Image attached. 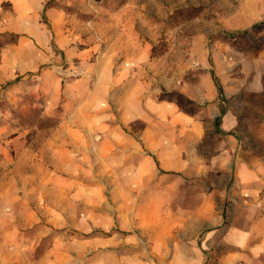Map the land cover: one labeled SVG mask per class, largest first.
<instances>
[{
  "label": "rangeland",
  "instance_id": "obj_1",
  "mask_svg": "<svg viewBox=\"0 0 264 264\" xmlns=\"http://www.w3.org/2000/svg\"><path fill=\"white\" fill-rule=\"evenodd\" d=\"M142 44L150 46L153 77L164 72V83L152 79L163 88L158 97L178 98L192 117L167 129L169 165L144 147L126 158L105 139L112 128L96 130L84 146L53 148L55 126L119 123L115 106L108 116L85 115L88 86L98 83L103 58L121 53L115 77L117 63H129ZM210 71L222 90L264 84V0H0V144L21 142L30 157L43 151L45 159L48 213L40 215L49 233L31 258L264 264V168L239 169V145L226 147L218 116L177 86ZM196 121L205 138L188 140ZM239 144L264 151V136ZM130 168L144 170L142 186L131 185Z\"/></svg>",
  "mask_w": 264,
  "mask_h": 264
},
{
  "label": "crops",
  "instance_id": "obj_2",
  "mask_svg": "<svg viewBox=\"0 0 264 264\" xmlns=\"http://www.w3.org/2000/svg\"><path fill=\"white\" fill-rule=\"evenodd\" d=\"M131 55L133 59L129 63L125 60L117 63L118 75L115 77L111 75L112 66L120 59L121 53H114L116 58L112 60L103 58L98 83L88 86L85 98L84 106L88 108L84 111L85 115L104 110L103 114L108 116L115 106L119 112V123L95 125L67 122L55 126L52 130L53 148L84 146L93 140L96 130L106 132L112 128L113 132L106 133L105 139L122 146L126 158L135 159L140 148L144 147L148 156L154 157L152 154L156 153L169 165L168 141L173 142L174 138L167 134V129H171L173 124L182 128V124L192 117L188 118L179 109L178 103L158 97V92L163 88H154L152 79L158 76L161 83H164V72L160 70L153 77L150 46L142 44L134 48ZM177 86L191 99L209 104L213 118L218 116V130L222 133L226 147L230 141L239 145V169L264 168L263 150L239 144L240 138L249 135L264 136L263 83L231 82L224 85L222 90L210 71L193 84ZM220 102L226 104L223 111L219 109ZM253 120L258 121L252 123ZM246 121L248 123L245 125ZM204 132V124L196 121L191 132L186 130L185 138H205ZM24 146L21 142L18 146L12 143L0 144V264H45L48 260L45 254L38 259L31 258L36 246L49 233L48 225L43 224L40 215L48 213L45 159L43 151H37L36 158L30 157ZM126 171L133 177L129 179L131 185H143V169L130 168ZM59 207L62 211L63 205ZM34 226L35 231L31 229ZM60 252L67 253L66 249H60Z\"/></svg>",
  "mask_w": 264,
  "mask_h": 264
},
{
  "label": "trees",
  "instance_id": "obj_3",
  "mask_svg": "<svg viewBox=\"0 0 264 264\" xmlns=\"http://www.w3.org/2000/svg\"><path fill=\"white\" fill-rule=\"evenodd\" d=\"M175 93H177L179 96H184V97H185V95H184L182 92H180V91H175ZM175 93H174V94H175ZM168 98H169V99H173L174 97L172 96L171 93H169ZM176 99H177V102H178V103H180L181 105L183 104V103H181V101H180L178 98H176ZM186 99H187V101H188L189 103H193V102H194V100H192V99H190V98H188V97H186ZM194 103H195V102H194Z\"/></svg>",
  "mask_w": 264,
  "mask_h": 264
}]
</instances>
